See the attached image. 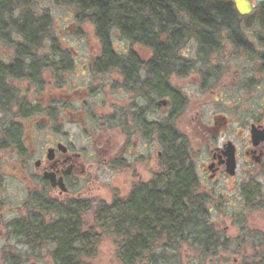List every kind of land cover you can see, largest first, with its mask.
<instances>
[{"label":"flooded vegetation","instance_id":"obj_1","mask_svg":"<svg viewBox=\"0 0 264 264\" xmlns=\"http://www.w3.org/2000/svg\"><path fill=\"white\" fill-rule=\"evenodd\" d=\"M179 1L140 0L148 27L115 30L123 45L117 51L111 43L107 54L93 25L95 45H47L45 37L24 43L13 21L25 12H46L26 6L17 16V0L2 9L0 48L12 54L0 56V147L18 163L16 178L24 189L19 214L0 216V264H46L49 246H56L39 230L50 222L38 218L53 204L61 212H79L73 223L86 226L89 238L91 218L101 216L91 213L120 211V221L112 223L120 236L107 232L119 264L264 260V236L248 230L245 215L264 212V2L247 0L251 10L240 13L232 0ZM65 3L76 10L70 15L76 31L80 23L91 26V6ZM151 5L169 7L164 26ZM47 48L49 56L43 54ZM19 51L39 52L35 75L33 53L19 58L24 69L12 71ZM180 114L190 133L181 135L192 173L184 205L176 207L160 204L159 179L166 148H175ZM97 158L102 170L114 174L110 181L121 180L125 189L113 191L110 203L91 205L98 198L81 187L94 183ZM2 182L0 170V188ZM135 198L146 203L135 205ZM117 199L121 204H113ZM176 208L185 212L180 238L174 236ZM231 226L236 233L225 235Z\"/></svg>","mask_w":264,"mask_h":264},{"label":"trees","instance_id":"obj_2","mask_svg":"<svg viewBox=\"0 0 264 264\" xmlns=\"http://www.w3.org/2000/svg\"><path fill=\"white\" fill-rule=\"evenodd\" d=\"M10 0H0V12ZM60 1V0H56ZM76 1L83 4L86 8L91 6V23L95 28V35L99 39L100 43L105 46V54L110 50L111 45V30H117L120 34L125 32H133L140 28H147L148 21L141 16V4L140 0H68ZM179 3V0H172ZM163 6V5H162ZM150 10L160 17V25L166 24L165 15L169 12V7L154 8L150 6ZM159 13V14H158ZM164 17V18H163ZM163 18V19H162ZM13 29L21 33L24 43L30 45H36L43 39L49 32L51 26V19L46 13L42 16H34L25 12L18 19L12 23ZM134 37L136 34H133ZM33 52L22 51L16 52V60L12 63V71L18 72L20 68L25 67L19 64V58L25 55L32 54ZM29 67L31 68V75H35V60H30ZM5 66L0 65V69ZM16 75H19L16 73ZM11 134V133H8ZM1 151H4L3 146L0 147ZM161 172L165 176L160 177V182L164 184L161 186L160 191V204H174L176 207L184 205V197L186 192V184L191 179V166L186 151L184 139L182 135L175 132V148L172 153L168 152L166 148L164 153V161L161 165ZM139 199L135 198L133 204H142ZM52 203H49L50 206ZM105 204L104 202L95 199L91 201V205ZM113 204H121L120 200H115ZM50 206L46 215L39 216L38 220L48 221L49 225L45 227H39V230L43 228L47 231L44 235L48 242L55 244L56 249L52 253L54 264H86L84 258L90 253V246L94 244L95 239L100 235H105L108 231L115 232L117 236H120V227H114L112 223L120 221V211H100L92 214H101L100 217H92L95 226L91 227V236L89 238L88 232H83L81 225H76L78 219L74 214L79 216V212H69L65 210L61 212L58 204ZM184 210L175 209V227L174 236L180 238L185 236L184 222ZM113 225V226H112ZM167 230H170L168 228ZM91 239V242H89ZM50 243V244H51ZM91 244V245H90ZM92 252V251H91ZM89 260V258H88ZM135 263L134 261H127L126 264ZM154 263V262H153Z\"/></svg>","mask_w":264,"mask_h":264},{"label":"rangeland","instance_id":"obj_3","mask_svg":"<svg viewBox=\"0 0 264 264\" xmlns=\"http://www.w3.org/2000/svg\"><path fill=\"white\" fill-rule=\"evenodd\" d=\"M16 7L19 9L16 11L20 13L21 9L28 6L30 7L34 13L41 14L46 12L51 19V26L48 34L43 39L42 43L47 45H62L68 44L71 45L74 49L79 45H88V44H97L96 38L94 37V29L93 26L89 23H80L79 30L76 31L72 26L75 22L74 17L71 18L70 15L74 14L76 10L74 7L65 3V0H60L59 2L56 0H17L15 2ZM74 29V30H72ZM2 39L0 38V44L2 43ZM111 43L114 48L119 51L120 46L123 45L118 34L113 29L111 31ZM45 52L43 54H47L49 56V48L44 49ZM5 54V55H4ZM6 54L10 57L12 54V49L8 48H0V56L6 57ZM33 59L35 61L39 60V52H33ZM176 129L180 134L184 133L190 137V133L186 130V118L184 115L180 114L176 117ZM30 130V129H29ZM41 135V134H38ZM42 136V135H41ZM241 144V143H240ZM192 148L196 149L197 144L196 141L192 139ZM241 150L243 146H240ZM240 150V151H241ZM97 166L95 168H91V171L95 172V181L93 184L88 185L85 181L81 187V193H87L89 197H96L100 200L105 201L104 203H110L113 191H117L119 195L125 189V184L119 182H112L109 178L112 175L105 169L101 168V160L95 159L94 161ZM241 163L243 160L241 159ZM16 160L12 158L9 152L2 151L0 152V170L3 176L2 188H0V216L4 215L5 218L11 219L12 217L17 216L19 213V199L21 197L22 190L24 186L21 182L16 178L17 171H15ZM18 164V163H16ZM243 164V163H242ZM254 172V168L252 169ZM241 172V170H239ZM257 171H255L256 173ZM259 172V171H258ZM262 173V172H261ZM240 174V173H239ZM259 178L263 179V176H259ZM109 179V181H108ZM91 187V190H90ZM231 197L230 192L226 193L225 198L229 199ZM246 217H248L250 227L248 230L254 231L260 236H264V212H245ZM222 225H224L222 223ZM232 227V226H231ZM229 228L225 235H234L237 231L235 227ZM84 231L88 230L86 226L83 227ZM109 234L105 233V235H100L99 241L96 242V255L95 257L84 258L86 264H119L118 260L112 258V253L114 252L113 243L111 239L108 237ZM184 246V245H183ZM54 247L49 246V254H47L46 264H54L52 258V249ZM113 251V252H112ZM256 253V251H254ZM257 257H261L258 255ZM192 258V257H191ZM190 257H187L189 263L193 264L195 261ZM258 264H264V260L256 261ZM137 264H141L138 262Z\"/></svg>","mask_w":264,"mask_h":264},{"label":"water","instance_id":"obj_4","mask_svg":"<svg viewBox=\"0 0 264 264\" xmlns=\"http://www.w3.org/2000/svg\"><path fill=\"white\" fill-rule=\"evenodd\" d=\"M240 13H247L251 10V4L247 0H232ZM256 4L263 3L264 0H253Z\"/></svg>","mask_w":264,"mask_h":264}]
</instances>
